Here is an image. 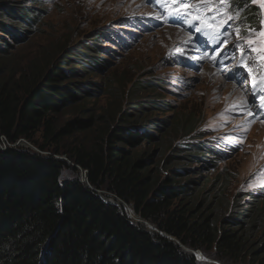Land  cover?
<instances>
[{
	"label": "trees",
	"instance_id": "trees-1",
	"mask_svg": "<svg viewBox=\"0 0 264 264\" xmlns=\"http://www.w3.org/2000/svg\"><path fill=\"white\" fill-rule=\"evenodd\" d=\"M235 1L250 10L256 24L252 0ZM20 9L17 14L29 26L33 12ZM1 26L10 35L15 32L13 26ZM6 46L0 45V56ZM108 50L79 44L71 50L75 58L70 68L21 73L17 79L3 75L6 63L0 60V135L10 144L22 138L41 152L50 151L43 155L15 146L0 148V264H204L183 247L224 262L264 264V195H246L242 202L236 192L230 201L224 194L228 184L218 177L209 182L210 194L193 176L199 169L191 166L200 161L215 167L210 159L222 154L231 158L241 146L220 150L218 143L215 148L198 141L173 146L169 153L178 162L166 168L164 159L127 148L159 143L154 133L162 129L170 139L178 131L194 132L193 119L184 116L165 128L160 120L139 123L138 110L127 117L120 106L97 115L83 110L87 116L62 122L54 118L100 91L101 85L88 77L98 75L105 63L101 54ZM145 87L142 82L137 88L153 89ZM91 130L89 141L67 142L75 133ZM169 140L159 144L162 150ZM59 153L73 164L55 158ZM71 167L75 173L62 178ZM77 168L86 172V180L80 181ZM99 191L113 194L143 222L133 221L123 205L104 202ZM145 222L158 232L149 231Z\"/></svg>",
	"mask_w": 264,
	"mask_h": 264
},
{
	"label": "rangeland",
	"instance_id": "rangeland-1",
	"mask_svg": "<svg viewBox=\"0 0 264 264\" xmlns=\"http://www.w3.org/2000/svg\"><path fill=\"white\" fill-rule=\"evenodd\" d=\"M252 3L258 6L257 10L261 11V13H257L261 18L260 26L247 31V34L243 32V35L241 31H238V34L242 38L244 46L249 48L250 56H255L264 49V36L260 35L264 33V0H252ZM6 4H9L8 7H5ZM164 4L166 11H169L166 1ZM118 6L119 10L114 12ZM0 7H2V9L0 8V23L15 28L13 35H10L6 27L7 30H1L3 27L0 24V45L5 42L7 44L6 50L0 56L1 62L6 63L3 74L5 77L10 74L17 79L21 73L31 75L39 73L38 75H41L46 69L55 70L56 66L70 68L75 58L71 50L79 44L85 43L93 46L95 43L103 50L109 48L107 52L101 54L105 59L102 61L105 63L99 69L98 75L88 77L90 81L101 85L100 91L98 90L97 94L94 92L93 97L88 100L73 105L69 111L56 114L54 118L57 121L62 122L72 116H87L82 114L83 110L88 113L95 112L97 115L102 113L106 107L110 109L111 107L119 108V106L126 110L123 112H126L127 117L133 116L134 112L138 110L142 116L139 123L153 124L155 120H160L164 126L160 123L159 125L165 128L172 122L177 123V119L184 116V118L193 119L194 122H197L194 132L178 131L175 137L170 139L168 137L170 133L165 135L162 129L159 134L154 133L155 139L159 137V143L140 144L132 150L127 148L133 153L148 151L152 153L154 160L164 159L167 162L166 168L176 165L177 158L169 153L173 146L183 147L198 141L212 144V147L216 148V143L221 139L231 137L234 132H239L241 147L231 158L225 159L224 154L215 156V159L210 160L215 161L212 164L216 165L210 168L206 167L209 164L201 165L200 161L193 163L191 166L199 169L193 170V176L197 178L203 189L206 187L205 190L210 194L213 193L210 190L213 185L209 186L210 181L217 177L226 181L228 187L224 194L229 197L230 201L234 199L236 192L240 193L242 202H245L244 196L246 195L259 193L264 195V121H259L257 116L253 117L252 113L250 115L248 113L253 111L255 104L259 105V103L255 98H250L247 85L252 77L254 75L258 77V74L260 78L256 85L260 87L264 84V77H262L261 68L259 69L257 62L255 66L248 58L245 59V62L248 63L247 70L243 71L240 84L233 81L226 82L220 74L207 65L195 72L183 70L177 66L174 55L178 42L189 39L190 34L177 26H162L150 33L139 34L135 43L128 50H119L108 39L110 38L108 31L129 29L133 32L135 28L124 27L121 25V20L128 16L138 17L143 14L142 10L145 6L142 0H122L120 4L112 0H37L35 2L32 0H0ZM10 7H13L14 11ZM20 7H26L29 12H33L29 17L31 19L29 26L24 25V16L21 13L17 14V10H21ZM140 7L143 9L139 10ZM251 10L256 11L253 7ZM252 27H255V22ZM169 29L171 32L166 33V30ZM17 31H20L18 35ZM257 37L262 41V44L260 48L256 49L253 41ZM67 52L70 53L65 57ZM116 52H119V55H116ZM78 65L81 64L78 63ZM208 76L212 79V83L205 81ZM67 80L71 83L69 79ZM180 81L184 85L180 86ZM142 82L146 84L145 88L153 87V89L137 88L138 84ZM214 84L218 87L212 88ZM92 88L97 90L98 86ZM131 102H134V105L126 109L131 106ZM164 104L169 106L165 107ZM245 108L248 114L242 113ZM259 113L264 115L261 109L257 115ZM91 136H93L92 130L78 132L73 138H67V142L74 139L87 142ZM165 137L170 139L169 145L162 150L159 144L165 141ZM14 143L17 148L30 149L43 155L50 152H41L36 146L22 138ZM218 148L226 150V147L221 143L218 144ZM54 157L66 160V157L61 153ZM66 161L69 165L73 164ZM71 168L62 172V178L71 177L75 173ZM77 169L76 173H78L80 181L86 180V172L80 168ZM164 171L163 168L161 172ZM250 200L251 197L247 202ZM112 203L115 206L118 204L125 206L115 198ZM125 208L129 217L136 221L137 218L131 208L129 207L130 210ZM227 208L229 209L228 204ZM138 222L142 223L143 221ZM144 224L149 231L154 230V226L152 227L150 223L145 222ZM175 242L178 241L175 240ZM183 248L191 251L195 258L204 264H235L230 261L224 262L213 256H205V253L199 249Z\"/></svg>",
	"mask_w": 264,
	"mask_h": 264
},
{
	"label": "bare ground",
	"instance_id": "bare-ground-1",
	"mask_svg": "<svg viewBox=\"0 0 264 264\" xmlns=\"http://www.w3.org/2000/svg\"><path fill=\"white\" fill-rule=\"evenodd\" d=\"M112 1L117 4H120L122 2V0ZM142 1L145 7L144 9L143 7H140L139 10L143 9V14H140L138 17L128 16L124 20H121V22H124V27L136 29L137 26L134 21V19L136 18L143 19V21H145L149 25L148 30L144 33H150L154 30H158L162 26L181 27L190 34V38L185 41L178 42V47L175 50L174 55L175 59L184 58L187 55L194 54L197 60L216 63L219 61V65H214L215 71L220 74L221 77L224 78V80L228 83L230 81L235 82L242 76L243 68L241 61L235 59L232 49L233 41L228 40L229 35L234 31L236 25L233 21L225 19L219 14L220 12L233 14L236 10L233 0ZM165 1L166 4L171 3L170 7H168L169 11H166L165 9ZM136 3L138 4V2ZM117 10H119V6L114 9V12H116ZM170 11L181 13L189 12L190 14L186 17L183 15H170ZM216 13L219 15L213 16ZM197 16H199L201 19H193ZM189 20H191L192 23H189ZM202 20L204 21L203 23ZM225 21H227V23H225ZM209 25H211L212 28L219 29L217 38L209 35ZM197 28H200L201 31L197 32ZM170 32V29L166 30V33ZM108 34L110 35V38L108 39H110L112 44L116 45V47L121 51L128 50L134 44L131 41V38L134 37V35L132 34V31H129V29H112L108 31ZM113 34L117 35L118 38H113ZM228 50L230 55L229 57H226ZM232 61H234L233 66L230 64ZM180 68L189 72L198 71L187 67ZM237 68H240V76L238 75ZM205 81H211V83L213 82L209 76L205 78ZM181 85H184L182 81H180V86ZM217 87L218 85L215 84L212 86V88ZM260 109L262 110L259 105L255 104L253 106L252 116H257V120L264 121V115L262 113H259L257 115V112Z\"/></svg>",
	"mask_w": 264,
	"mask_h": 264
},
{
	"label": "snow or ice",
	"instance_id": "snow-or-ice-1",
	"mask_svg": "<svg viewBox=\"0 0 264 264\" xmlns=\"http://www.w3.org/2000/svg\"><path fill=\"white\" fill-rule=\"evenodd\" d=\"M170 15H178V16H181V15H183V16H187V15H189L190 13L189 12H183V13H181V12H171L170 11V13H169ZM193 19H201L199 16H197V17H194ZM206 19V18H205ZM189 23H192V21L191 20H189L188 21ZM204 21L202 20V23H203ZM225 23H227V21H225ZM209 35H211V36H213L214 38H217V33L219 32V29H216V28H212L211 27V25H209ZM199 31H201V29L200 28H197V32H199ZM261 36H264V33H261L260 34ZM249 43H251V42H249ZM241 51H243V49H241ZM262 51H264V49H262ZM246 66V65H245ZM262 103H264V101H262Z\"/></svg>",
	"mask_w": 264,
	"mask_h": 264
},
{
	"label": "built area",
	"instance_id": "built-area-1",
	"mask_svg": "<svg viewBox=\"0 0 264 264\" xmlns=\"http://www.w3.org/2000/svg\"><path fill=\"white\" fill-rule=\"evenodd\" d=\"M7 146H15V143L14 144L8 143V141L3 136L0 135V148L4 149Z\"/></svg>",
	"mask_w": 264,
	"mask_h": 264
},
{
	"label": "water",
	"instance_id": "water-1",
	"mask_svg": "<svg viewBox=\"0 0 264 264\" xmlns=\"http://www.w3.org/2000/svg\"><path fill=\"white\" fill-rule=\"evenodd\" d=\"M108 203H111V204H113L112 202H110V201H107ZM135 215V214H134ZM136 216V215H135ZM136 218H137V220L136 221H141V219H139L137 216H136ZM157 231V230H156ZM167 237H169V236H167Z\"/></svg>",
	"mask_w": 264,
	"mask_h": 264
}]
</instances>
